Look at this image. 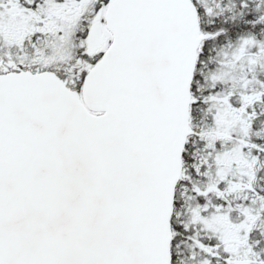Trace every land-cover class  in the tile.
Here are the masks:
<instances>
[{
    "label": "snow or ice",
    "instance_id": "snow-or-ice-1",
    "mask_svg": "<svg viewBox=\"0 0 264 264\" xmlns=\"http://www.w3.org/2000/svg\"><path fill=\"white\" fill-rule=\"evenodd\" d=\"M0 264H264V0H0Z\"/></svg>",
    "mask_w": 264,
    "mask_h": 264
}]
</instances>
